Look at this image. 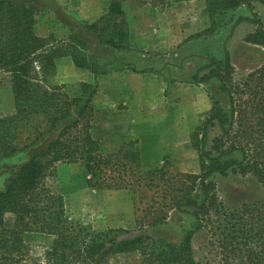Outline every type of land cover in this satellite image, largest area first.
<instances>
[{
	"label": "trees",
	"instance_id": "obj_1",
	"mask_svg": "<svg viewBox=\"0 0 264 264\" xmlns=\"http://www.w3.org/2000/svg\"><path fill=\"white\" fill-rule=\"evenodd\" d=\"M206 1L212 22L228 10L243 5L251 8L255 1L264 3ZM36 12L32 0H0V72L9 77L15 104L13 112L0 117V160L27 155L21 163L3 168L8 176L0 184V264H21L30 250L26 236L32 232L52 237L44 250V264H103L111 253L132 251L140 254L136 264H203L195 258L193 246L194 235L201 230L210 235L211 251L219 257L208 264H264V193L238 204L227 202L218 192L219 176L255 178L264 187V93L256 105L258 132L248 137L239 134L243 111L229 51L222 57L211 56L193 75L199 82L216 81L229 99L228 107L214 101L201 137H193L201 158L199 173H181L188 182L180 188L181 195H170L167 202L172 214L191 216L193 226L179 241L174 240L168 233L172 216L165 209L151 219L139 218L138 231L131 235L124 228L96 230L72 219L63 194L47 184L56 164L82 162L90 173L89 185L134 190L135 185L149 189L153 183L158 185L152 180L157 169L143 171L136 139L104 152L92 136L89 128L97 81L81 83L80 92L71 95L65 85L51 79L58 60L66 55L95 78L107 73L119 58L101 60L102 55L93 49L103 46L114 54V49L128 48L126 14L114 1L101 21L85 24L92 33L88 38L72 31V38L58 40L53 34L37 32ZM103 20L116 22L112 33L98 31ZM246 39L264 46V28H257ZM248 77L264 89V63ZM216 127L221 133L210 136ZM8 213L14 216L11 222Z\"/></svg>",
	"mask_w": 264,
	"mask_h": 264
},
{
	"label": "rangeland",
	"instance_id": "obj_2",
	"mask_svg": "<svg viewBox=\"0 0 264 264\" xmlns=\"http://www.w3.org/2000/svg\"><path fill=\"white\" fill-rule=\"evenodd\" d=\"M114 1L121 4L126 14L129 46L114 49V54L103 46H94L93 51L102 55L101 60L119 58L109 65V73L95 78L66 55L58 60L51 82L65 85L64 89L75 95L80 92L81 83L97 81L89 128L92 136L104 152L116 151L136 139L143 171L157 169L152 180L159 184L153 183L152 189L135 185L136 191L133 187L91 186L89 170L82 162L57 163L46 182L63 194L66 212L72 219L96 230L124 228L131 235L138 231L139 218L151 219L168 209L169 218L172 216L168 233L179 241L184 231L193 226V218L186 212L172 214L167 202L170 195H181L180 188L188 182L181 173L200 171L201 158L193 137H201L202 124L214 101L229 106L227 94L216 81L199 82L193 75L209 63L211 56L222 57L229 51L243 111L238 133L248 137L258 132L256 105L264 89L248 74L264 63V46L249 42L246 37L257 28H264V3L255 1L252 10L247 5L228 10L212 22L206 0H32L37 7V32L63 40L72 38L69 34L76 31L88 38L92 33L85 24L101 21ZM115 24L103 20L97 28L108 34L114 31ZM181 28L189 34L186 38L181 39L182 34L175 31ZM14 107L9 77L0 72V117L13 112ZM218 133L221 130L216 127L210 136ZM25 155L0 160V184L8 176L3 168L21 163L27 158ZM114 174L118 175V171ZM217 182L219 195L227 202L240 204L264 193L255 178L219 176ZM6 217L8 222L14 218L11 213ZM26 238L30 250L21 264H44V250L52 237L32 232ZM193 246L195 258L203 264L217 257L205 230L196 231ZM139 258L138 251L114 252L103 264H136Z\"/></svg>",
	"mask_w": 264,
	"mask_h": 264
},
{
	"label": "crops",
	"instance_id": "obj_3",
	"mask_svg": "<svg viewBox=\"0 0 264 264\" xmlns=\"http://www.w3.org/2000/svg\"><path fill=\"white\" fill-rule=\"evenodd\" d=\"M175 31H177V32H179V33H181L182 34V37H181V39L182 38H186L187 37V35H189L188 33H187V31H184V29H178V30H175ZM180 36H178L177 38H179ZM256 44V43H255ZM258 45H260V44H258ZM134 71V70H133ZM134 72H136V73H141V74H143V73H149V72H151V71H134ZM107 73H109V71L107 72Z\"/></svg>",
	"mask_w": 264,
	"mask_h": 264
}]
</instances>
